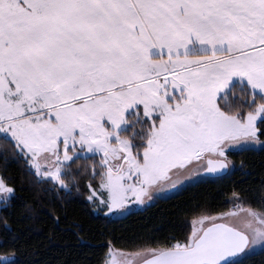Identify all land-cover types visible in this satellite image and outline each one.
<instances>
[{"label": "snow or ice", "instance_id": "1", "mask_svg": "<svg viewBox=\"0 0 264 264\" xmlns=\"http://www.w3.org/2000/svg\"><path fill=\"white\" fill-rule=\"evenodd\" d=\"M237 172L98 264H264V0H0V264L45 210L80 243L74 203L125 217Z\"/></svg>", "mask_w": 264, "mask_h": 264}, {"label": "trees", "instance_id": "2", "mask_svg": "<svg viewBox=\"0 0 264 264\" xmlns=\"http://www.w3.org/2000/svg\"><path fill=\"white\" fill-rule=\"evenodd\" d=\"M255 171L252 177H243L244 180H251L253 185L259 182L258 173L261 171V156L254 154L251 157ZM239 167V161H236ZM17 172L13 169V174ZM242 179L237 172L232 177H225L221 180L208 179L199 185L189 187L179 195H170L167 199L157 200L151 206L132 211L131 214L122 218H113L110 215L90 214L83 203H74L72 209L82 221L86 235L84 241L77 243L75 237L68 238L63 234L54 240H49L48 235L55 228L59 234L65 228L63 222L56 224L47 211L41 213L34 224L35 231L30 235L29 242L35 246V250L29 249V257H21L20 264H26L27 260L31 264H55L58 259H73L87 257L89 264H98L107 249L104 245L111 240L113 248L122 251H132L131 241L135 234H139L149 229H158L161 232L172 229L179 215L194 200L207 197L213 205H221L233 182ZM67 241V242H66ZM261 257H254L253 264H259Z\"/></svg>", "mask_w": 264, "mask_h": 264}, {"label": "rangeland", "instance_id": "3", "mask_svg": "<svg viewBox=\"0 0 264 264\" xmlns=\"http://www.w3.org/2000/svg\"><path fill=\"white\" fill-rule=\"evenodd\" d=\"M145 207L141 206V207H133L132 211H136V210H139V209H143ZM111 216V215H110ZM113 218H122V217H114V216H111ZM115 249V248H114ZM117 261H118V264H125V257L120 255V254H117Z\"/></svg>", "mask_w": 264, "mask_h": 264}]
</instances>
